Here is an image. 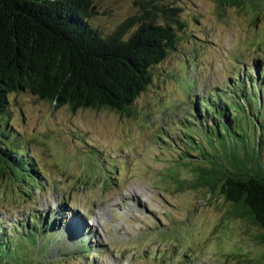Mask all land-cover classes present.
<instances>
[{
    "label": "rangeland",
    "instance_id": "rangeland-1",
    "mask_svg": "<svg viewBox=\"0 0 264 264\" xmlns=\"http://www.w3.org/2000/svg\"><path fill=\"white\" fill-rule=\"evenodd\" d=\"M151 1L94 0L89 21L112 34L136 17L128 37L149 19ZM154 1L178 9L175 48L130 113L10 94L11 123L43 174L36 182L0 169V225L20 252L26 228L39 224L51 243L22 249L36 264H264L263 230L231 213L220 184L193 186L201 157L180 158L182 140L196 146L184 135L199 124L184 116L198 98L237 87L239 74L264 78V8Z\"/></svg>",
    "mask_w": 264,
    "mask_h": 264
},
{
    "label": "trees",
    "instance_id": "trees-1",
    "mask_svg": "<svg viewBox=\"0 0 264 264\" xmlns=\"http://www.w3.org/2000/svg\"><path fill=\"white\" fill-rule=\"evenodd\" d=\"M247 1L264 8V0H226L233 5ZM93 3L0 0V169L6 167L26 180H42L29 142L11 123V93L28 91L73 110L105 107L130 113L158 64L175 48L177 30L170 20H179L174 6L152 0L146 10L149 19L127 37V28L137 18L131 17L115 33L104 34L89 21ZM158 14L164 22L155 20ZM260 75L239 74L234 81L237 87L194 102V111L184 117L196 119L198 123L189 124L200 127L184 138L196 146H185L182 140L180 158L187 164L190 154L201 157L205 165L195 166L199 176L193 186L220 184L219 194L233 205L231 213L262 229L264 239V78ZM210 160L212 167L206 163ZM0 227V264H36L23 254V245L42 248L51 243L35 222L24 231L33 240H25L18 252L11 234Z\"/></svg>",
    "mask_w": 264,
    "mask_h": 264
},
{
    "label": "bare ground",
    "instance_id": "bare-ground-1",
    "mask_svg": "<svg viewBox=\"0 0 264 264\" xmlns=\"http://www.w3.org/2000/svg\"><path fill=\"white\" fill-rule=\"evenodd\" d=\"M137 193V192H136ZM135 192H133V194L131 195V200H137V198H138V196H137V194H136ZM127 194V193H126ZM101 212V211H100ZM99 212V213H100ZM101 215V214H100ZM77 226V225H76Z\"/></svg>",
    "mask_w": 264,
    "mask_h": 264
},
{
    "label": "water",
    "instance_id": "water-1",
    "mask_svg": "<svg viewBox=\"0 0 264 264\" xmlns=\"http://www.w3.org/2000/svg\"><path fill=\"white\" fill-rule=\"evenodd\" d=\"M231 4V3H230ZM233 5V4H232ZM234 6H239V5H234Z\"/></svg>",
    "mask_w": 264,
    "mask_h": 264
}]
</instances>
